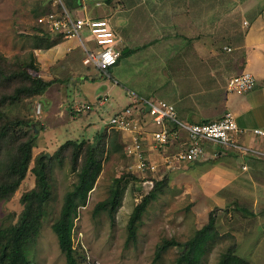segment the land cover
I'll list each match as a JSON object with an SVG mask.
<instances>
[{"label":"rangeland","instance_id":"374dc122","mask_svg":"<svg viewBox=\"0 0 264 264\" xmlns=\"http://www.w3.org/2000/svg\"><path fill=\"white\" fill-rule=\"evenodd\" d=\"M168 2L169 0H143L141 7L127 15H121L127 23L124 26L126 32L129 36H134L132 41L138 49L128 53L129 56L123 55L119 64L108 69L109 75L102 74L90 64L83 66L78 62L73 66L76 75L70 77L67 85L62 82L55 83L41 94L22 96L13 102L7 101L0 108L3 114L0 124L20 121L19 126L15 127L17 134L12 136L5 148L6 153H13L17 142L27 136H34L25 178L14 192L0 198V227L17 221L22 210L21 195L35 186V177L31 172L35 159L38 155L49 154L45 158L50 196L44 206L41 230L28 255L30 264H66L51 224L59 214L65 192L72 188L77 179V172L71 167L72 146H63L67 140L97 143L100 152L101 171L93 188L88 192L85 203L78 204L77 216L74 218L75 232L72 233V242L78 256L84 257V262L174 264L179 253L178 247L167 248L157 259L156 247L163 239L173 238L181 243L185 242L208 222L212 212L215 224L203 248L199 264H219L220 256L229 247H234L236 254L242 258V264H264V155H251L256 162L261 163L257 167L260 170L255 169L254 175L248 180L238 181L232 188L222 190L214 196L203 194L198 189L201 186L196 182L194 185L190 180H194L202 167L219 164L225 158L198 163L177 174L164 173L160 167V177L157 172L156 178L162 179L168 175L167 182L148 203L138 223L136 240H126L129 215L145 195L140 183L142 174L131 168V159L125 155L120 140L117 137L119 148L113 142L114 134H109L104 126L113 110L122 106L126 96L130 98L131 90L167 100V93L172 86L165 83L162 69L166 62L156 56L155 49L166 44L171 36H175L170 30L165 40L160 38L162 30L165 29L161 27L160 8ZM47 8H51L50 0H0L1 58L21 67L23 62L27 63L30 59H33L37 67L44 63L40 59L42 53L36 48L35 19ZM223 12L224 10L217 7L215 15L222 16ZM131 24L134 26L132 30H138L137 34L129 32L131 30L127 25ZM83 31L81 34L85 44L92 46L91 35L86 36ZM154 37L159 39L156 45L153 48L144 47L145 41ZM73 43L74 41L70 42ZM45 71L48 74L46 68ZM31 72L36 74L34 70ZM38 73L42 74L40 71ZM69 73L71 76V72ZM57 75L64 77L65 73L61 70ZM91 75L95 77L94 80ZM79 76L87 78L82 80ZM65 86L69 100L78 105L90 103L92 109L76 113L67 104V111L63 112L59 106L60 100L63 101L66 97ZM174 86L177 87L176 84ZM11 89V86L0 82V94ZM103 97H106L105 104L97 106V99ZM34 123L38 125L37 131L32 127ZM103 131L106 135L102 134ZM1 154L5 155L4 152ZM241 154L244 155L239 152L235 156ZM244 162L241 167L245 165L243 171L248 173V161ZM5 164L0 160V170L5 168ZM119 177L122 178L124 187L120 204L113 216L107 211L94 214V205L108 196L114 178Z\"/></svg>","mask_w":264,"mask_h":264},{"label":"crops","instance_id":"0c3cea01","mask_svg":"<svg viewBox=\"0 0 264 264\" xmlns=\"http://www.w3.org/2000/svg\"><path fill=\"white\" fill-rule=\"evenodd\" d=\"M142 1L101 0V5L97 7L93 3H88L87 13L107 18L116 35V48L120 51V56L115 65L121 61V53L131 50L133 52L134 48H138L132 41L134 36L131 37L126 32L124 26L127 23L121 15L135 11L136 8L141 7ZM64 2L74 15L83 14L78 8V0H64ZM217 7L224 10L222 16L215 15ZM160 15L161 27L165 28L160 38L165 40L170 30L175 36L167 39L166 44L158 46L155 52L158 58L166 62L162 73L166 79L165 83L172 86L167 93L166 101L175 105L179 116L188 121L199 122L215 120L225 111H230L239 128L264 129V0H169L160 8ZM127 26L131 34H137L138 30L136 32L132 30L133 24ZM83 33L90 36L87 30ZM80 39H53L54 42L47 48L36 47L42 53L40 59L44 62L38 66L42 73L40 75H45L46 79L52 81L49 87L58 82L67 85L71 80L70 77L76 75L73 66L78 62L83 66L87 65L84 62L86 55L81 41L87 48H94L95 43L93 41V45L89 47L85 44L82 34ZM158 40V37H154L146 40L143 45L153 48ZM71 41L74 43L70 44ZM225 46L230 50L225 49ZM61 70L65 73L64 77L57 75ZM243 70L255 77V87L245 94L227 91L228 79ZM79 77L82 80L87 78V76ZM91 78L95 79L93 75ZM131 92L148 96L132 90ZM65 95L64 103L60 100L59 106L62 107L63 112L67 111V104L71 108L76 105L67 97L66 86ZM129 101L130 98L126 96L121 107ZM236 138L244 145L264 151V139L251 134ZM230 152L232 151L221 153L218 158H225L223 162L202 167L194 180H190L194 185L196 182L201 186L198 189H201L203 194L214 196L222 190H228L236 182L248 180L260 166L261 162H256L251 154L235 156V153L239 152ZM149 156L153 161L161 164L158 153L150 150ZM209 161L214 160L186 164L172 172L176 174L184 172L198 163ZM244 161H248L250 168L248 173H244L245 169L241 167Z\"/></svg>","mask_w":264,"mask_h":264},{"label":"trees","instance_id":"16d2710c","mask_svg":"<svg viewBox=\"0 0 264 264\" xmlns=\"http://www.w3.org/2000/svg\"><path fill=\"white\" fill-rule=\"evenodd\" d=\"M49 10L47 8L42 13ZM36 30V47L47 48L52 45L54 41H50V36L46 32L39 35L41 29L37 26ZM137 49L134 48L133 51ZM129 52L121 53V55H127ZM22 64H24L23 67L10 64L0 57V82L3 85L12 87L9 92L0 94V108L7 101L13 102L19 100L22 96L41 94L52 83V81L38 73L39 68L34 65L33 59ZM31 70H34L36 74H33ZM2 116L0 110V120L3 118ZM19 124L20 121H6L0 124V160L4 164L6 163L5 168L0 170V198L10 195L19 186L25 178L31 159L34 136H27L17 142L16 150L11 154L6 153L5 148L11 141L12 136L17 134L15 127ZM102 134L106 135V132L103 131ZM112 134L115 138L113 142L119 147L116 142L117 137L120 138L119 134L116 132H112ZM69 145L72 146L71 167L73 171L77 172V179L72 188L65 192L59 214L51 224V230L56 236L58 248L63 254L66 264H88L84 262V257L78 256L72 247V229L74 218L77 216V206L80 203H85L88 192L93 188L101 171L100 152L97 143L67 140L63 144L64 147ZM2 152L5 155H2ZM31 172L35 177V186L21 195L22 210L17 221L11 225L0 227V264H30L28 255L31 253V248L36 243L41 230L45 213L44 206L50 196L47 163L44 154L36 157ZM167 179L168 175H165L162 179H156L153 188L133 207L126 225V240L128 242L136 240L138 223L141 221L148 203L163 189ZM122 181L121 177L114 178L108 196L94 205V214L107 211L111 217L113 216L120 204L124 187ZM214 224L215 217L210 212L208 222L202 228L197 229L192 237L185 242L181 243L173 238L163 239L160 245L156 247L155 258H159L167 248L176 246L179 253L174 264H199L203 248L207 239L210 238V231ZM219 264H242V258L236 254L234 247H229L220 256Z\"/></svg>","mask_w":264,"mask_h":264},{"label":"built area","instance_id":"2783aa9c","mask_svg":"<svg viewBox=\"0 0 264 264\" xmlns=\"http://www.w3.org/2000/svg\"><path fill=\"white\" fill-rule=\"evenodd\" d=\"M78 1V8L83 12L81 15L71 13L64 0H50V10L39 14L35 19L41 29L39 33L46 32L52 40L80 39L81 32L87 30L95 47L87 48L81 41L86 55L84 62L108 75V69L117 63L120 56V51L116 48V35L107 18L87 13L88 3L97 7L101 5V0ZM224 48L230 50L226 46ZM255 85V77L243 70L228 79L226 89L245 94ZM129 95V103L113 110L104 129L109 134H119L123 151L131 159V168L142 174L140 183L145 194L153 188L157 172L160 177V167L164 173L172 172L186 164L214 160L228 150L244 155H264L263 150L244 145L236 138L251 134L264 139V129L239 128L230 111H225L215 120L188 121L179 116L173 103L164 99L136 95L133 92ZM105 101L106 97L98 98L97 106H103ZM71 109L76 113L85 112L92 109V104H76ZM38 110L40 111L39 106ZM150 150L160 155L161 164L150 158ZM242 168L245 169L246 166L243 165ZM74 232L73 228L72 233ZM74 246L72 242L73 249Z\"/></svg>","mask_w":264,"mask_h":264},{"label":"water","instance_id":"95a60500","mask_svg":"<svg viewBox=\"0 0 264 264\" xmlns=\"http://www.w3.org/2000/svg\"><path fill=\"white\" fill-rule=\"evenodd\" d=\"M33 127H34V131H37V128H38V125L36 123L33 124ZM46 156H49L48 153L45 154Z\"/></svg>","mask_w":264,"mask_h":264}]
</instances>
